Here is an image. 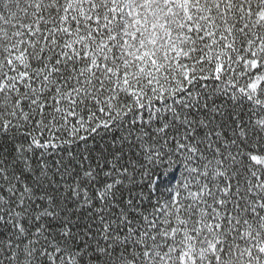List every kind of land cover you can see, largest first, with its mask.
<instances>
[{
  "label": "snow or ice",
  "instance_id": "snow-or-ice-1",
  "mask_svg": "<svg viewBox=\"0 0 264 264\" xmlns=\"http://www.w3.org/2000/svg\"><path fill=\"white\" fill-rule=\"evenodd\" d=\"M0 264H264V0H0Z\"/></svg>",
  "mask_w": 264,
  "mask_h": 264
}]
</instances>
